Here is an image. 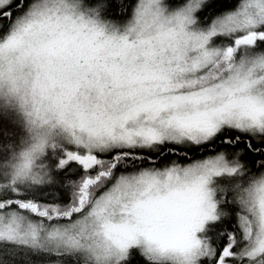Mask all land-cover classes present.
<instances>
[{
	"label": "snow or ice",
	"instance_id": "obj_1",
	"mask_svg": "<svg viewBox=\"0 0 264 264\" xmlns=\"http://www.w3.org/2000/svg\"><path fill=\"white\" fill-rule=\"evenodd\" d=\"M132 249L264 264V0H0V264Z\"/></svg>",
	"mask_w": 264,
	"mask_h": 264
},
{
	"label": "trees",
	"instance_id": "obj_2",
	"mask_svg": "<svg viewBox=\"0 0 264 264\" xmlns=\"http://www.w3.org/2000/svg\"><path fill=\"white\" fill-rule=\"evenodd\" d=\"M125 264H144V261L136 249H132L129 254V259L125 262Z\"/></svg>",
	"mask_w": 264,
	"mask_h": 264
}]
</instances>
